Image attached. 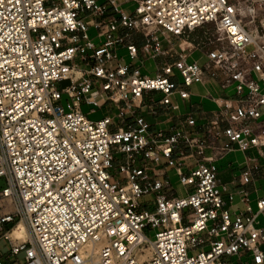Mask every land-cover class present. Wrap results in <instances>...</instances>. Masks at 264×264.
<instances>
[{
	"label": "built area",
	"instance_id": "1",
	"mask_svg": "<svg viewBox=\"0 0 264 264\" xmlns=\"http://www.w3.org/2000/svg\"><path fill=\"white\" fill-rule=\"evenodd\" d=\"M235 151L232 192L218 162ZM263 169L264 0H0V264H264Z\"/></svg>",
	"mask_w": 264,
	"mask_h": 264
},
{
	"label": "rangeland",
	"instance_id": "2",
	"mask_svg": "<svg viewBox=\"0 0 264 264\" xmlns=\"http://www.w3.org/2000/svg\"><path fill=\"white\" fill-rule=\"evenodd\" d=\"M129 6L133 5V3L128 4ZM125 8H127L128 6H124ZM204 29H200L197 30L193 33L190 34L189 38L192 41H196V40H202L205 38V33L203 31ZM212 32H215L212 29ZM96 31L94 29L90 30V35L91 36H95ZM180 39L178 38H174V45L172 49L175 50H179V43H180ZM166 43V41L164 42ZM120 55L125 57V62L124 63H136L139 64L138 60H132L126 49H122L120 50ZM161 60V58H155V59H151L145 62L144 67H142V71L144 73H148L150 75H153L154 73H156V68L158 66H156V64L158 65L159 61ZM191 60H198L200 63H203L205 61V55L203 52L201 51H195L192 55ZM194 89L198 90L199 92L208 94V92L200 87V86H194ZM64 104L67 101V97L64 96ZM210 104H208V108L211 109H215L216 105L214 103L209 102ZM107 107L104 108H100V107H94L93 105H88L87 103H85L84 101L81 104V109L82 112L84 114H86L89 118L93 119V120H98L100 118H102L103 116H105L108 112ZM246 153L242 152V151H236L233 152L229 155H227L224 159H222L221 161L218 162V175L219 178L221 179V182L223 184H226L228 186L229 191H231L233 189V185L231 184V180L234 178V176H237L241 170L244 168V166L246 165V158H247ZM115 171V169L113 170ZM262 172L264 173V169L262 170ZM171 176H172V182L174 184V186L177 188V194L179 195H184L186 194V190L184 188L183 185H181L178 182V178L177 176L174 174L173 170H170ZM263 175V174H262ZM7 185V182L5 180V178H0V191ZM257 188L260 189V193L263 194L264 193V177L260 179L259 182H257ZM260 194V195H261ZM150 197H146L144 198L145 200L149 199ZM6 200V201H5ZM3 204V205H2ZM0 205H1V210L3 212H11L15 210V206L14 204L10 203L9 201H7L6 198H1L0 199ZM253 208L254 210H256V203H253ZM158 229H153L151 227H148L146 229V233L147 236L153 241L155 239V233L157 232ZM207 248V247H206ZM9 249V245L8 242L6 240H0V251H4L6 253H9L7 250ZM199 251V249H198ZM191 252V251H190ZM193 252H191L192 254ZM23 254L19 255V256H13L12 258V262H14V264H19L20 261H23Z\"/></svg>",
	"mask_w": 264,
	"mask_h": 264
},
{
	"label": "crops",
	"instance_id": "3",
	"mask_svg": "<svg viewBox=\"0 0 264 264\" xmlns=\"http://www.w3.org/2000/svg\"><path fill=\"white\" fill-rule=\"evenodd\" d=\"M122 50V49H121ZM148 60H151V58L150 59H148ZM147 60V61H148ZM197 86H200V87H202V88H204L207 92H208V94L210 93V91H211V88L209 87V86H206V85H204V84H196ZM195 85V86H196ZM208 94H205V93H202V92H199L198 90H196V89H194V96H193V101L195 102V103H199L202 107H203V109L205 110V111H210V110H212L211 108H208V104H210L209 102H211L208 98H207V95ZM211 103H213V102H211ZM236 152V151H235ZM231 153H233V152H231ZM231 153H229V154H231ZM245 153V152H244ZM228 154V155H229ZM221 161V160H220ZM246 168V165L244 166V168L241 170V172L244 170ZM240 172V173H241ZM240 173L237 175V176H234V178L231 180V184L233 185V189L231 190L232 192H237L238 190H239V188L237 187V185L236 184H234V180L240 175ZM260 181V179L258 180V181H255L254 183H251L250 184V189H251V192H252V194H251V197L253 198V201H255V199L258 197V195H260L261 193H260V189L259 188H257V182H259ZM237 202H238V199H237ZM235 208L236 209H239V208H242V205L241 204H236V206H235ZM10 225H8V227H9ZM1 240H5V239H1ZM7 242H8V245H9V249L7 250L8 252L10 251V249H11V245H10V243H9V241L8 240H6ZM1 252L2 253H6V252H4V251H0V255H1ZM5 262L7 263V264H14V262H12V260H5Z\"/></svg>",
	"mask_w": 264,
	"mask_h": 264
},
{
	"label": "bare ground",
	"instance_id": "4",
	"mask_svg": "<svg viewBox=\"0 0 264 264\" xmlns=\"http://www.w3.org/2000/svg\"><path fill=\"white\" fill-rule=\"evenodd\" d=\"M7 201H9L10 203L12 202L10 198L7 199ZM10 237L12 238L13 241H16V242L17 241L20 242V241L30 238V234L23 221H19L15 225L12 232H10Z\"/></svg>",
	"mask_w": 264,
	"mask_h": 264
},
{
	"label": "trees",
	"instance_id": "5",
	"mask_svg": "<svg viewBox=\"0 0 264 264\" xmlns=\"http://www.w3.org/2000/svg\"><path fill=\"white\" fill-rule=\"evenodd\" d=\"M12 227V225H10L8 228Z\"/></svg>",
	"mask_w": 264,
	"mask_h": 264
}]
</instances>
